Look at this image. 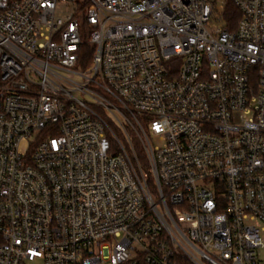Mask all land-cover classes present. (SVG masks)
I'll return each instance as SVG.
<instances>
[{
    "label": "built area",
    "instance_id": "built-area-1",
    "mask_svg": "<svg viewBox=\"0 0 264 264\" xmlns=\"http://www.w3.org/2000/svg\"><path fill=\"white\" fill-rule=\"evenodd\" d=\"M0 264H264V0L0 8Z\"/></svg>",
    "mask_w": 264,
    "mask_h": 264
},
{
    "label": "trees",
    "instance_id": "trees-1",
    "mask_svg": "<svg viewBox=\"0 0 264 264\" xmlns=\"http://www.w3.org/2000/svg\"><path fill=\"white\" fill-rule=\"evenodd\" d=\"M11 1L12 0H10L8 3H10ZM240 17H241L240 10L235 6V4L232 1H228L226 9L224 11V15H223V21L225 22V24L229 26L230 29H235L237 27V23ZM94 52H95L94 46L88 43H84L81 47V58L79 61L80 64H82L84 67H87L89 64L91 65ZM113 131L117 135V138L119 139L122 138V135L119 132V130L113 128ZM108 135L110 137L112 144L115 146L117 143V140L112 135H110V132H108ZM137 148H138V160L147 177L149 188L153 194H156L157 187H156L155 179L149 172V162L147 160L146 155L142 151V147L140 146L139 142H137Z\"/></svg>",
    "mask_w": 264,
    "mask_h": 264
},
{
    "label": "rangeland",
    "instance_id": "rangeland-1",
    "mask_svg": "<svg viewBox=\"0 0 264 264\" xmlns=\"http://www.w3.org/2000/svg\"><path fill=\"white\" fill-rule=\"evenodd\" d=\"M9 1H10V0H0V8L4 7V5H6ZM219 10L222 11V5H221V3H219V9H218V11H217L216 13H218ZM219 24L225 25V22H224V21L219 22V21L214 20V19L212 20V25H219ZM89 66H91V65L89 64L87 67H89ZM65 73H66V72H65ZM77 80H79V79L77 78ZM106 118L109 119L110 123H111L114 127L117 126L116 123H115V122L113 121V119L111 118V116L107 115ZM137 139H138V138H137ZM151 139H152V142H153L154 145L163 146V143H162L158 138H151ZM138 140H139V139H138ZM139 141H140V140H139Z\"/></svg>",
    "mask_w": 264,
    "mask_h": 264
}]
</instances>
